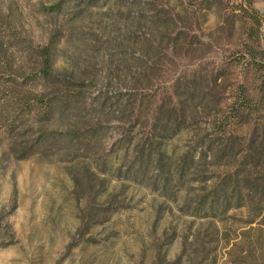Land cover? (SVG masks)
<instances>
[{
	"label": "trees",
	"instance_id": "obj_1",
	"mask_svg": "<svg viewBox=\"0 0 264 264\" xmlns=\"http://www.w3.org/2000/svg\"><path fill=\"white\" fill-rule=\"evenodd\" d=\"M226 1L77 2L68 23L93 25L79 32L83 54L61 60L67 41L55 31L28 46L21 79L0 87L1 158L73 163L76 200L90 198L89 232L127 209L118 191L133 186L183 217L262 231L264 15L247 0ZM218 236L206 257L188 259L184 245L160 264H217Z\"/></svg>",
	"mask_w": 264,
	"mask_h": 264
},
{
	"label": "rangeland",
	"instance_id": "obj_2",
	"mask_svg": "<svg viewBox=\"0 0 264 264\" xmlns=\"http://www.w3.org/2000/svg\"><path fill=\"white\" fill-rule=\"evenodd\" d=\"M79 1L53 12L50 6L57 0H0L1 90L9 80L21 79L19 68L27 61L28 46L42 47L55 31L58 38L64 33L62 41H67L61 60L83 54L79 32L93 25L68 23L65 13L75 14ZM106 1L100 0V5ZM247 1L264 15V0ZM234 2L225 4L233 7ZM203 32L214 33L210 26ZM1 157L0 148V264H160L178 258L184 245L188 259L196 256V250L206 257L210 240L218 236L215 226L220 229L217 264H242L236 261L241 256H247L250 264H264V229L248 231L244 225H210L183 217L174 203L137 186L118 191L127 209L89 232L86 224L94 225L88 218L90 198L84 194L83 201L76 200L73 163L40 156L25 161ZM233 214L246 216V212Z\"/></svg>",
	"mask_w": 264,
	"mask_h": 264
}]
</instances>
